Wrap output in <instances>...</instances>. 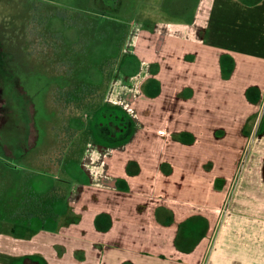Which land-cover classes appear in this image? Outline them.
I'll list each match as a JSON object with an SVG mask.
<instances>
[{"label": "crops", "instance_id": "1", "mask_svg": "<svg viewBox=\"0 0 264 264\" xmlns=\"http://www.w3.org/2000/svg\"><path fill=\"white\" fill-rule=\"evenodd\" d=\"M237 2L211 38L188 17L130 27L129 130L66 162L56 218L0 215V264H264V0Z\"/></svg>", "mask_w": 264, "mask_h": 264}, {"label": "rangeland", "instance_id": "2", "mask_svg": "<svg viewBox=\"0 0 264 264\" xmlns=\"http://www.w3.org/2000/svg\"><path fill=\"white\" fill-rule=\"evenodd\" d=\"M207 1H209L208 4ZM237 1L119 0L120 8L110 12L111 14L107 15L108 18H103L102 12L99 13L101 16L96 14L99 12L96 0H0V36L5 42L2 51L10 50L15 55L12 66L6 65L7 69H13L36 104V113L33 115L31 114V111L35 112L33 102H19L21 109L30 111L28 115H25L30 118L28 125H24L22 121L26 117L18 113L22 119L18 125L19 133L26 136L30 131V134L29 138L24 137L22 141L25 154L15 158L13 148L12 151L10 148L11 144H6V141L9 143L10 138L6 136L5 138L3 135L13 136L12 123L10 122L7 127L5 125L4 131L1 130L2 120L11 118L9 114L12 108L8 105H10L12 89L11 86L9 88L4 85L3 89H0V215L7 219L14 215L18 217L31 215V210L26 211L24 208L27 204L31 205V202L34 204L32 212L37 215L41 213V216L47 217L51 212L58 214L59 209L55 203L62 202L64 199V189L60 184H62L61 179L64 176L63 170H65L66 162L75 161L76 164H83L84 156L87 155L84 162L86 166L94 159L91 156L92 151L101 148L99 145L104 143L103 140H112L111 131L106 127L101 128L106 121L101 119L102 116L97 114L98 111L90 119L86 110H83L80 117L73 121L79 131L78 139L74 141L54 140L55 135L52 132L54 123L62 121L64 117L63 120L67 121L69 117L67 113L65 116H58L57 109L51 100L53 83H56L57 76H55V71L49 67V63L51 67L57 66V62L62 65L65 77L60 76L59 80L63 79V84L72 85L76 90H80L81 98L85 94L94 95L90 110L101 103V109L103 108L107 114L119 112L124 117L130 118L132 113H135L132 108L129 107L128 115L122 107H115L112 104H118L121 101L120 89L114 87L119 86L120 88L121 84H125L124 75H114L112 72L107 81L106 75L101 76L103 72L100 68L101 63H105L108 68L115 66L116 57L119 56L117 62L123 71L130 72L135 69L136 56L131 57L128 52L122 53V48L117 46L119 40L125 39L130 27L135 26L136 28L138 23L141 25L153 19L163 23L188 17V22L196 25L194 30L200 36L211 38L215 35L213 28L217 21L222 25V20L226 19L227 24L231 26L234 17L232 14L236 9L235 6H238ZM241 1L244 3L242 9H246L247 6L262 0ZM217 11L220 12L217 13ZM196 12H200L201 17ZM197 18L202 22H208L210 27H200L202 23H197ZM78 20L81 25L71 24ZM90 22L91 24L94 22V26H91ZM100 23L105 26L97 29L95 26ZM37 29L39 31L35 33L34 30ZM41 36L53 39V41L37 38ZM54 37L58 38L57 41H54L56 40ZM48 42L52 44L50 48H47ZM53 43L57 44L56 48ZM104 59L108 60L103 61ZM129 96L132 97L131 91ZM84 104L85 101L80 102V106ZM65 112H69V109L65 108ZM263 112L262 110V116ZM32 115L39 135L35 130V124L31 123ZM86 122L87 124L84 125ZM255 130L250 134V143L256 135ZM88 132L95 134L94 136L101 141L84 140L82 135ZM245 160L246 154L240 167H243ZM36 169L47 171V173L35 172ZM51 174H56V176L53 177ZM80 177H83L82 174L79 175ZM64 178L66 179L65 186L69 177L64 176ZM54 185L59 187L56 191H51Z\"/></svg>", "mask_w": 264, "mask_h": 264}, {"label": "flooded vegetation", "instance_id": "3", "mask_svg": "<svg viewBox=\"0 0 264 264\" xmlns=\"http://www.w3.org/2000/svg\"><path fill=\"white\" fill-rule=\"evenodd\" d=\"M96 2L99 5V7H98L99 12L98 13L95 12V13L99 14L102 12L103 18H108L107 15L111 14L110 12H113L115 9L120 8L119 0H96ZM99 16H101V14H99ZM71 24L79 26V25H81V22L79 23V20H78L77 22H73ZM90 25L94 26V22H92V24L90 22ZM103 26H105V24L100 23V24H97L95 27L97 29H101V27H103ZM36 31H39V30L38 29L34 30L35 33H36ZM129 33H130V30L128 31V34L126 35L125 39H121V40H119V43H117V46H119V48H122L121 49L122 53L125 52V50H124L125 42L127 40ZM30 37H32V36H30ZM37 38L44 39V41L47 39L53 41V39L46 38L45 36H41V37H37ZM54 38L56 39L54 41H57L58 38H56V37H54ZM4 45H5V42H4V40H2V38L0 36V89H3V85H4V87L9 86V88L11 86V89H12L11 99L9 100L10 105H8L10 108H12L11 109L12 112L10 111V114H9L11 118L2 120L3 121L2 125L5 128V125L7 127V125L11 122L14 128H13V136H7L5 134H3V135H4V137L6 136L7 138H10L9 144H11V146H12V147H10L11 151L13 148V154L15 155L14 157L17 158V157H21L23 154H25L24 153L25 151H23V148H22L23 147L22 141L24 140V137H25V139L29 138L28 135L30 134V131H29V133L27 132L26 136H23L22 134L19 133L20 130H19L18 125L20 124L22 119L18 115V113L22 114L24 117H26L25 115H28V113L30 112L28 110L21 109L19 102H24V101L26 103H27V101L33 102L34 107H35V112L31 111L32 112L31 114H33V115L36 113V104H35L32 96H31V94H29V92L25 89L24 85L21 82V79L17 75H15L13 69L12 68L7 69L6 65H9L10 67L12 66V62L15 59V55L10 50L2 51V47ZM51 45L52 44L48 42L47 48L48 47L50 48ZM54 45H55L54 48H56L57 44H54ZM7 58H10V60H7ZM116 58H117L116 63H115L116 65L111 66V68L106 67L105 63L100 64V68L103 72L101 76H103V74H104V76L106 75L107 81H108V79H110L112 72H114L113 73L114 75H121V74L125 75V73H126V71H123L120 68V64L118 65L117 61L119 59V56ZM107 60L108 59H104L103 61H107ZM50 61H52V60H50ZM51 63H53V62H51ZM57 63H58L57 66H54V67H51L50 63L48 64L49 67L55 71L54 72L55 76H57L56 83H53L51 100L57 109L58 116H65L67 113L69 119L67 121L63 120V119H65V117H64L62 119V121H59L58 123H54V125L52 127L53 135H55L54 140L74 141V140L79 138L78 128L74 126L73 121H75L74 119H76L77 117H80L81 112L83 110H86V112H88L87 115H88V118H90V119L93 118L98 111L97 114H100V116H102L101 119L103 121H106V123L104 125L102 124L103 126L101 128L106 127L107 129H109L111 131L110 132L111 133L110 136H112L111 138L124 135L129 130L130 124L133 121V116L131 115L130 118L124 117L123 114H121L119 112H113V113L107 114L106 112H104L103 108L101 109V103H99L97 106L95 105L94 109L90 110V107H92V105H91L92 97L94 95L87 96L85 94L83 96V98H81V91L80 90H78V89L76 90V88L72 85L70 86V85L63 84L62 83L63 79L59 80V78H60V76H61V78H62V76L65 77V75L62 72V70H63L61 68L62 65L59 64V62H57ZM2 66L4 68H2ZM59 68H61V69H59ZM96 83H99V82H96ZM86 97H87V100H86ZM81 101H85V104L80 106ZM112 104L115 107H117V106L122 107L125 111H127V114H128V110H129L128 106L127 105L125 106L124 103L118 102V104L117 103H112ZM65 108L69 109V112H65ZM33 115L31 116V120H32L31 123L35 124ZM29 119L30 118L26 117L22 120L23 123H25L24 125L29 124V122H30ZM86 124H87V122L84 123V125H86ZM35 126H36L35 130L38 131L37 133L39 135L38 127L36 124H35ZM4 128L3 129L1 128V130L4 131L5 130ZM94 135L95 134H93V133L91 134L88 132V134L87 133L83 134L82 137L84 140H88L92 137H95ZM37 139H38V137H37ZM30 147H32V146H30ZM26 152H27V150H26Z\"/></svg>", "mask_w": 264, "mask_h": 264}, {"label": "trees", "instance_id": "4", "mask_svg": "<svg viewBox=\"0 0 264 264\" xmlns=\"http://www.w3.org/2000/svg\"><path fill=\"white\" fill-rule=\"evenodd\" d=\"M2 68H4L3 66H2ZM4 127L2 126V129H3ZM4 129H6V127L4 128ZM7 131V130H6ZM6 138V137H5ZM6 141V140H5ZM6 144H9L8 143V141H6ZM5 145V144H4ZM61 185V184H60ZM57 187H59V186H53V188H52V190L51 191H56V189H57ZM61 188H63L64 189V198H66V195H67V189H66V187L64 186V185H61ZM60 188V189H61ZM53 193V192H52ZM33 207H34V204H33V202H31V205L30 204H27L26 206H24V208L26 209V211L29 209V210H31V215H28V216H24V217H18L17 215H14L13 217L15 218L16 217V219L17 220H19V219H22V220H24V219H31L32 217L34 218V217H39L40 219H42L43 221L46 219V218H48V217H54V218H56L57 217V213H55V212H51V214L50 215H48L47 217H43V216H41L42 214L40 213L39 215H37V214H35V212H32V210H33ZM54 211V210H53ZM28 213V212H27ZM27 213H26V215H27ZM29 259H39V256H35V255H28V256H24L23 258H22V260L21 261H28ZM40 264H46V262H45V260H43V259H40Z\"/></svg>", "mask_w": 264, "mask_h": 264}]
</instances>
